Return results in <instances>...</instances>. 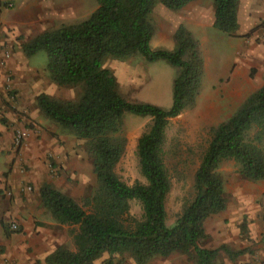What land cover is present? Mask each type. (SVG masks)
Instances as JSON below:
<instances>
[{
    "label": "trees",
    "instance_id": "obj_1",
    "mask_svg": "<svg viewBox=\"0 0 264 264\" xmlns=\"http://www.w3.org/2000/svg\"><path fill=\"white\" fill-rule=\"evenodd\" d=\"M7 1L0 0V10L6 8ZM94 1L96 8L84 20L44 31L21 45L25 57L44 53V71L53 85L80 88L74 101L40 93L35 103L46 118L85 141L97 186L88 202V212L48 184L38 188L41 206L56 224L77 226L71 233L75 252L58 248L44 258V263L94 264L107 255L104 264H113L115 256L126 255L133 264H147L154 257L180 253L195 264H216L219 252L232 262L243 251L234 252L223 245L202 247L207 239L203 223L225 209L222 179L217 172L222 162H233L239 176L248 182L264 181V76L262 85L211 130L193 173L194 197L167 227L164 202L170 182L163 162L165 129L169 119L193 106L203 61L196 41L182 26L172 35V50H152L149 42L154 26L150 12L155 3L178 11L195 0ZM211 4L212 28L234 37L238 0H211ZM135 55L148 63L164 61L175 69L168 109L128 102L117 93L114 76L102 62ZM253 73L250 70V77ZM124 114L150 119L135 144L137 167L144 183L126 185L113 172L124 149L125 141L120 136ZM131 201L139 205L138 219L129 214ZM0 226L8 238V226Z\"/></svg>",
    "mask_w": 264,
    "mask_h": 264
},
{
    "label": "rangeland",
    "instance_id": "obj_2",
    "mask_svg": "<svg viewBox=\"0 0 264 264\" xmlns=\"http://www.w3.org/2000/svg\"><path fill=\"white\" fill-rule=\"evenodd\" d=\"M7 2L11 7L2 9V16L15 26L7 28L3 33L14 37V49L18 48L20 41L28 42L44 31L80 22L96 8L94 0ZM158 6L159 4L155 3L150 12L153 22L161 14L156 11L161 10ZM161 18L164 19V16ZM204 37L206 41L202 46L204 52L207 50L206 61L196 100L192 107L169 119L165 129L163 162L170 182L164 202L167 227L173 224L183 205L194 197L193 173L209 141L211 130L227 119L254 90L255 69L250 77L251 68L241 65V56L235 55L239 41L213 28L208 29ZM4 45L3 43L2 47L7 56L0 60V145L5 144L11 154V165L16 169L13 176L20 184L18 197L23 200L26 193L30 194L33 189L48 184L72 198L88 212V202L97 186L85 141L76 139L46 118L37 109L35 98L32 102V97L39 93H46L50 98L60 101H74L79 96L80 88H59L53 85L44 71L46 58L42 52L33 57L18 53L19 57L15 58L11 63L12 67L8 68L5 65L10 59L12 48L9 51ZM102 66L112 72L116 91L124 100L149 103L164 110L169 108L171 81L175 69L164 61L148 63L135 55L124 60L104 59ZM227 74V77L219 80L218 85L210 84L213 79ZM31 79L38 84L39 90L24 91L25 94L21 97L16 86L25 88L26 82ZM25 100H28V103L19 108V104ZM149 123V118L129 114L122 117L120 136L125 141L124 149L113 172L126 185L134 182L144 183L137 167L135 144ZM16 136L20 137L17 144L14 143ZM217 172L222 179L225 209L205 219L203 228L207 239L201 246L214 249L223 245L234 252H253L255 246L261 243L264 224L250 218L249 211H246L244 206L248 205L254 213V206L259 201L248 199V196L254 193L260 181L248 182L242 179L231 161L222 162ZM8 174L10 170L2 175ZM129 214L135 219L140 216L139 205L134 201L129 202ZM8 223V220L2 222L6 227ZM57 228L67 238L77 230V226L61 225ZM7 230L11 234L16 233L11 231L9 226ZM107 259V255H103L94 263L104 264ZM112 262L133 264L126 255L115 256ZM215 262L238 264V261L229 263L226 255L221 252L217 254ZM6 263L8 262L4 261V264ZM147 264L195 262L180 253H173L166 258L154 257Z\"/></svg>",
    "mask_w": 264,
    "mask_h": 264
},
{
    "label": "crops",
    "instance_id": "obj_3",
    "mask_svg": "<svg viewBox=\"0 0 264 264\" xmlns=\"http://www.w3.org/2000/svg\"><path fill=\"white\" fill-rule=\"evenodd\" d=\"M158 7L161 10L156 11L161 12V14L155 18V22L152 21L154 32L149 42L150 48L152 50H172V35L178 26H182L196 41L198 52L204 62V68L207 50L204 52L202 45L206 41L205 32L212 29L213 11L211 2L208 0H195L187 3L180 10L173 11V13L160 5ZM3 11L0 10V60L5 57V49L2 47L4 43L5 48H8L9 51L12 48L10 59L5 65L10 68L15 58L19 57L18 53L23 55L21 50V43L23 42L20 41L18 48L14 49V37L3 33L7 28L15 26L6 18L3 19ZM161 16H164V19ZM168 20L171 22H168ZM236 21L237 29L234 37H231L239 41L235 55L241 56L239 60L241 65L248 66L251 70L255 69V82L253 85V91H255L262 85L264 76V0H238ZM254 28L255 30L248 37H244ZM19 60L21 59L19 58ZM228 74L213 79L210 84L218 85L219 80L227 77ZM16 87L21 97L25 94L24 91L30 89L35 91L40 88L33 79L26 82L25 88L19 85ZM37 95L32 97V102H34ZM27 103L28 100L23 101L19 104V108L25 107L23 105ZM11 159L7 146L5 144L4 146L0 145V223L8 220V226L15 224L16 230H18V232L10 234L6 238L0 228V264H4V261L10 264H45L44 258L58 248L75 252L72 235L70 234V237L67 238L65 234L60 233L57 226L61 225L56 224L50 214L41 206L37 193L39 187L33 189L30 194L26 193L23 200L18 197L20 184L14 179L13 173L16 172V169L11 165ZM7 170H10V174L3 176L2 174ZM255 188L254 193L248 196V199L259 201L254 206V213L248 205H245L244 208L249 211L250 218L264 224V181H260ZM262 233L261 243L255 246L253 252L246 253L243 251V254L232 262L226 257L228 262L264 264V232Z\"/></svg>",
    "mask_w": 264,
    "mask_h": 264
},
{
    "label": "built area",
    "instance_id": "obj_4",
    "mask_svg": "<svg viewBox=\"0 0 264 264\" xmlns=\"http://www.w3.org/2000/svg\"><path fill=\"white\" fill-rule=\"evenodd\" d=\"M10 7H11V4L8 3V4L6 5V8H10ZM4 56L6 57L7 55L4 53ZM19 140H20V137H19V136H16L15 139H14V143L17 144ZM8 195H9V194H8ZM16 228H17V227H16L15 224H10V225H9V229H10L11 231H15ZM6 264H8V263H6Z\"/></svg>",
    "mask_w": 264,
    "mask_h": 264
}]
</instances>
